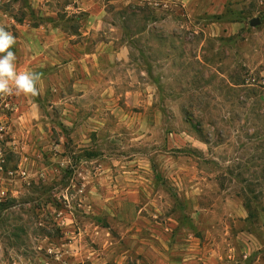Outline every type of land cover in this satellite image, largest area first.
<instances>
[{"label": "rangeland", "instance_id": "374dc122", "mask_svg": "<svg viewBox=\"0 0 264 264\" xmlns=\"http://www.w3.org/2000/svg\"><path fill=\"white\" fill-rule=\"evenodd\" d=\"M0 26L41 73L0 96V264H264V0H0Z\"/></svg>", "mask_w": 264, "mask_h": 264}, {"label": "clouds", "instance_id": "9594fccd", "mask_svg": "<svg viewBox=\"0 0 264 264\" xmlns=\"http://www.w3.org/2000/svg\"><path fill=\"white\" fill-rule=\"evenodd\" d=\"M16 43L14 35L0 26V96H36L41 73L18 71L15 53L11 50Z\"/></svg>", "mask_w": 264, "mask_h": 264}, {"label": "water", "instance_id": "95a60500", "mask_svg": "<svg viewBox=\"0 0 264 264\" xmlns=\"http://www.w3.org/2000/svg\"><path fill=\"white\" fill-rule=\"evenodd\" d=\"M259 23V19L258 18H253L250 20V25L251 26H255Z\"/></svg>", "mask_w": 264, "mask_h": 264}, {"label": "trees", "instance_id": "16d2710c", "mask_svg": "<svg viewBox=\"0 0 264 264\" xmlns=\"http://www.w3.org/2000/svg\"><path fill=\"white\" fill-rule=\"evenodd\" d=\"M4 167L6 168V167H7V165H6V164H4Z\"/></svg>", "mask_w": 264, "mask_h": 264}]
</instances>
